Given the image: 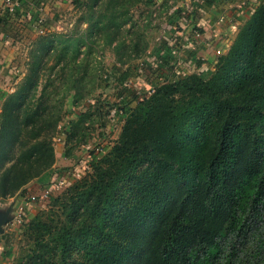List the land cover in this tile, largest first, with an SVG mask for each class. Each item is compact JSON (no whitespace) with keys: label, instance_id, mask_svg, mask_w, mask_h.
<instances>
[{"label":"trees","instance_id":"obj_1","mask_svg":"<svg viewBox=\"0 0 264 264\" xmlns=\"http://www.w3.org/2000/svg\"><path fill=\"white\" fill-rule=\"evenodd\" d=\"M100 1L93 0L90 13ZM30 2L33 9L41 4ZM134 2L112 0L113 10L97 16L94 26L115 29V40L127 20L115 11ZM16 11L6 8L0 23L16 22ZM47 31L37 36L43 55L33 54L15 90L1 95L0 202L52 166L54 136L63 134L64 144L76 136L75 129L60 130L61 109H50L49 78L41 84L55 47ZM173 39L170 44L163 38L152 52L163 53L144 61L157 80L151 93L129 87L134 69L119 68L115 114L125 120L118 140L91 164L92 172L54 197L67 221L53 224L52 215L61 214L51 210L46 219L29 221L27 234L36 245H43L45 235L59 237L55 251L31 250L19 264H50L52 254L53 264H63L71 245L80 242L86 249L80 264L264 263V2L212 70L169 78L162 65L173 59ZM80 78L62 72L48 84L71 80L70 88L83 95ZM71 221L77 229L67 225Z\"/></svg>","mask_w":264,"mask_h":264},{"label":"rangeland","instance_id":"obj_2","mask_svg":"<svg viewBox=\"0 0 264 264\" xmlns=\"http://www.w3.org/2000/svg\"><path fill=\"white\" fill-rule=\"evenodd\" d=\"M150 1L153 3L148 4L147 0H136L128 9L121 7L115 11V15L123 12L127 19L126 23L118 30L115 40L112 39L115 29H105V27L102 29V27L94 26L97 16H107L113 10V3H110L112 0H101L100 3L94 5V10L91 13L88 7L93 4V0H76L75 4L71 0L70 5H67L68 7L63 11L60 10L61 13L59 12L55 16V24L52 29L45 33L53 38L55 47L51 45L48 52L49 57L45 62L46 68L43 69L41 84L46 82V77L49 78L45 85L47 92H52L49 102L50 109H61V118L58 123L60 130L75 129L76 136L73 141H67L66 144L62 142L63 134L53 137L55 159L45 173L49 172L55 164L54 172L57 173V177L47 187H53L59 179H62L63 184L59 190L52 191L49 197L39 199L31 215L27 208L25 219L21 223H17L12 215L10 220L3 225V232L0 233V264L24 263L31 250H37V252L38 250L55 251L59 237L45 235L43 245H36L34 239L28 237V223L37 216L43 220L46 219L44 213L48 214V210L58 211L61 214V206L53 205L54 197L65 192L76 180L88 172H92L91 164L98 161L101 158L100 155L107 153L118 140L125 120V117L115 114V109L120 103V97L117 95V91L120 90V85L117 82L120 74L119 68L134 69V73L131 74L130 80L126 84L140 93L145 94L152 84L157 82L154 76H149L148 71L145 70L147 66L143 65L145 60L153 57L151 55L158 48L159 38L166 35L164 31L171 25L166 10L170 4L165 6L162 3V6L157 7L154 0ZM176 1L183 4V10H186L192 3V0L184 1L186 3L182 0ZM162 7L165 8L162 9ZM193 18L194 15L190 14L187 19L188 24L193 21ZM176 20V23H172L176 24L175 29L186 26L178 23L181 21V17ZM185 30L183 29L179 33L184 36ZM197 32L196 28H193L190 34L197 35ZM37 36L38 34H27L25 37L26 45L20 49L22 54L20 63L24 69L16 80V84L26 72L30 57H33V54H36L37 57L43 55L38 51L39 46L36 45L37 42L40 43ZM47 40L51 41V39ZM176 43L177 41L174 44ZM177 52L180 53L179 48ZM156 54L157 52L154 57ZM60 55L61 60L59 59L58 63L57 59ZM77 63L79 68H77L78 65L74 67V64ZM176 64L174 68H178L179 72L191 73L194 69L182 59L176 61ZM58 66L61 68H57ZM81 68L85 71H82ZM62 72L63 74L76 72L78 77L81 76L83 95L70 88L72 87L71 80L62 83L58 81L59 84L54 82L55 86L51 83L48 84L51 79H58ZM16 84L11 92L15 90ZM3 101L0 103V112ZM77 121L83 122L82 127L79 124L75 128L78 124ZM97 149L101 150V154L98 153L99 151L96 152ZM61 154L68 155L67 157H71L70 160L60 159ZM52 216L53 224H60V220L67 221V217L62 214L61 216L58 214ZM67 225L73 226L74 229L78 228L72 221ZM71 247V254H65L66 258L63 264H80L82 254L86 249L81 242L71 245ZM52 256L54 257L53 254L48 257L50 264H53Z\"/></svg>","mask_w":264,"mask_h":264},{"label":"crops","instance_id":"obj_3","mask_svg":"<svg viewBox=\"0 0 264 264\" xmlns=\"http://www.w3.org/2000/svg\"><path fill=\"white\" fill-rule=\"evenodd\" d=\"M11 1L16 3L18 8V11L16 12H18L20 15L16 22L12 24L4 25V23H0V103L2 101L1 95L3 92L9 93L13 90L14 85L17 82L16 80H18V77L20 74H22L24 69L20 63L22 55L20 49L22 46L26 45L24 43L26 35H37L40 33L39 29H44V31L51 30L53 24H55L54 18L57 16V13H59L60 10L63 11L66 9L71 3V0H64L63 2H55L54 0H41L42 10H39L38 7L36 10L35 8L33 9V5L30 4V0ZM155 1L157 3V7H159V5L162 6L163 4H165V6L170 4L166 10L168 11L169 24L171 25L168 24L169 27H166L167 30L164 31L166 32V35H162L159 38L160 40L157 45L158 48L163 38L167 39L170 44L173 38V41H177L176 44H173L174 48L171 53L173 59L169 60L170 64L166 63L162 65L164 69L162 71H164V73L168 75L169 78H173L174 75L179 73H185L179 72L180 70L178 68H174L175 65H177L176 61H179V59H182L184 62L187 61L189 66L194 68L191 72H206L212 70L218 57L228 51L233 39L236 36L238 28L250 16L253 9L256 8L261 2H264V0H210L211 2H206L205 0V3H203L202 0H192V3L190 5L188 4L189 6L187 9L183 10V4L180 1L154 0V2ZM184 1L186 0H182V2ZM10 5L11 4L7 0H0V16L5 14L4 10ZM164 8L165 7H162V9ZM177 10H181V14H176ZM31 11L33 12L32 14ZM33 14V18L30 19V16ZM190 14L194 15V18L193 21L188 24L187 19ZM36 16L37 18L43 17L45 20L44 22L51 21V24L46 22V25L43 22L44 25L42 24L38 26L36 22ZM180 17L181 21L178 23L186 26L175 29L176 24L172 23H176V19H179ZM193 28H196L198 31L197 35L190 34V31ZM183 29L185 30L184 36L183 34L179 33L180 31H183ZM178 48L180 53L177 52ZM157 52L161 54L163 53L161 49ZM152 56L153 57H151L149 61H152L153 58L155 59L154 54ZM198 60L202 61V64L199 67L196 65ZM158 61L161 62V59ZM171 63H174V66L173 68L168 69L169 65L171 66ZM129 78L130 76L128 77L127 81L130 80ZM70 158L71 157H67L65 154H61L60 157V159H63L64 161H69ZM54 171L55 164L49 172L44 173L43 175L29 182L25 186L24 190L1 201L0 210L8 207L10 204L15 210L17 205L25 202L27 203L26 210L29 208V213L31 215L32 211H34L36 207L35 204L39 202L38 196L42 189L47 187L48 184H51V181L57 177V173ZM33 195L36 196V199L30 200V196Z\"/></svg>","mask_w":264,"mask_h":264},{"label":"built area","instance_id":"obj_4","mask_svg":"<svg viewBox=\"0 0 264 264\" xmlns=\"http://www.w3.org/2000/svg\"><path fill=\"white\" fill-rule=\"evenodd\" d=\"M7 1L11 4L10 6H8V9L10 11H12L13 8L16 6V3H14L11 0H7ZM30 1H38V0H30ZM38 9L42 10V2L40 4V6L38 7ZM36 10H37V8H36ZM44 21L45 20H44L43 17H41V18L39 17L36 20L38 26L42 25ZM39 32L40 33L44 32V29H39ZM151 91H153V89H151V87H150L148 93H151ZM57 137H59V136H57ZM98 151H99V149L96 150V152H98ZM62 184H63L62 179H59L58 181L55 182L53 187H45V188H43L41 193L39 194L38 198L39 199H43V198L49 197L50 194L52 193V191L59 190L61 188ZM31 199L35 200L36 196L35 195L30 196V200ZM26 205H27V203H25V202L17 205V207L15 209V212H14V217H15L17 223H21L25 219V216H26Z\"/></svg>","mask_w":264,"mask_h":264},{"label":"water","instance_id":"obj_5","mask_svg":"<svg viewBox=\"0 0 264 264\" xmlns=\"http://www.w3.org/2000/svg\"><path fill=\"white\" fill-rule=\"evenodd\" d=\"M15 210L13 206L10 204L8 207L0 210V233L3 232V225L10 220L12 215L14 216Z\"/></svg>","mask_w":264,"mask_h":264}]
</instances>
